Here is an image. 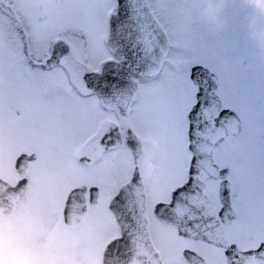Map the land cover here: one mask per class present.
<instances>
[{
	"label": "rangeland",
	"instance_id": "obj_1",
	"mask_svg": "<svg viewBox=\"0 0 264 264\" xmlns=\"http://www.w3.org/2000/svg\"><path fill=\"white\" fill-rule=\"evenodd\" d=\"M5 1L21 16L31 61H38L59 37L70 41L77 59L67 61L68 73L63 66H34L25 54L21 29L0 10V175L15 183L16 156L37 153L25 198L13 214H0V264H99L100 249L118 234L106 206L108 191L130 177L132 157L122 146L113 166L118 174H113L107 171L111 154L84 167L69 149L71 143L76 149L91 140L106 119L124 127L95 97L78 96L73 86L83 85V69H95L112 56L104 33L114 0ZM150 1L171 49L162 73L141 85L127 119L150 157L145 173L149 195L154 201L162 187L168 199L170 189L187 177V114L197 90L189 74L191 66L203 63L220 77L223 107L234 108L243 123L241 133L228 137L214 153L216 163L231 168L233 201L243 217L235 228L246 227L254 215L249 227L264 233V41L257 31V10L249 0H212L219 5L212 15L206 11L208 0ZM81 183L99 185L101 202L89 204L79 224L66 225L67 194ZM208 188L218 203L219 181H210ZM153 225L165 248L167 237L159 234L156 221Z\"/></svg>",
	"mask_w": 264,
	"mask_h": 264
},
{
	"label": "water",
	"instance_id": "obj_2",
	"mask_svg": "<svg viewBox=\"0 0 264 264\" xmlns=\"http://www.w3.org/2000/svg\"><path fill=\"white\" fill-rule=\"evenodd\" d=\"M106 42L111 45L118 60H107L95 71L87 70L83 77L87 84L103 99L117 107L122 116H127L138 91L139 82L155 77L161 70L163 59L170 48L168 36L154 17L147 0H117L107 21ZM71 51V45L63 38L57 39L41 66L52 67ZM196 70L197 81L204 88L199 97L201 104L193 115L189 112V148L193 152L188 182L175 192L171 203L160 204L156 213L165 221L178 224L180 231L189 235L200 233L213 236L216 229L212 225L215 219L206 211L208 202L202 194V188L211 177H221V197L223 200L220 216L231 220L234 213L231 208V183L227 176V167L219 169L213 162V149L228 135H237L241 131V119L231 108L220 109V100L215 95L218 84L216 75L202 65ZM215 100L216 102L212 101ZM215 120L212 117L217 113ZM126 142L133 154L142 150V143L135 132L128 128ZM122 144L121 136L114 140ZM35 154L21 153L17 157L16 167L20 172L27 170ZM136 173V172H135ZM200 189H195L196 186ZM27 188V178L17 184L0 178V212H10L23 197ZM86 186L74 188L66 201L65 219L68 223L78 222L85 214L87 200ZM195 196L189 202L192 193ZM200 191V194H197ZM91 202L96 203L98 189L91 187ZM197 197V198H196ZM121 224V236L111 240L105 250V264H133L136 257L147 260L156 257L148 236L146 222V194L141 174L120 187L112 204ZM209 206V205H208ZM210 215V216H209ZM217 222V220L215 221ZM244 256H264V242L255 250L240 253Z\"/></svg>",
	"mask_w": 264,
	"mask_h": 264
},
{
	"label": "flooded vegetation",
	"instance_id": "obj_3",
	"mask_svg": "<svg viewBox=\"0 0 264 264\" xmlns=\"http://www.w3.org/2000/svg\"><path fill=\"white\" fill-rule=\"evenodd\" d=\"M74 89L77 95L83 98H86L89 96L95 97L98 100V104L102 108V110H104L106 113H110L112 115L114 114L115 119H121L120 115L114 109L107 106L99 96L94 95L91 91L85 88L83 90L82 88H78L75 86ZM131 127L136 131V129L133 126ZM126 129H127V126L124 125V127H122L119 124V122H117V120L115 121L113 119H106L103 121V123H101L98 129V132L91 138V140L86 141L83 145H81L80 147H77L76 149H75V146L77 145L70 142L71 145H70L69 151L70 152L71 150L75 151L73 152V154L78 155L77 162L81 166H84V167L94 164L98 160L101 162L103 160L102 159L103 155L111 154L112 155L110 159L111 161L108 162L109 166L107 167V171L108 172L112 171L113 174H116V173L118 174V170H115L113 166L115 164L114 160H116V164H118L117 155H118V151L120 147H113V142L115 139H117L120 136V130H121L123 137L125 138ZM51 131L56 132L57 128L53 127L51 128ZM31 152H34L37 155L35 151H31ZM214 153H215V150H214ZM130 155L131 157H133L132 158L133 167H132L131 175L129 178L132 177L134 173V169L136 168V166H138L140 172L142 173L144 183H145V189H146V207H147L149 234H150L152 243L158 252V258L161 264H264V256H259V255L244 256L240 254L242 252H245L251 249L253 250L257 249L264 242V233L259 232L257 230L258 227H249V226H253V218H254L253 216L254 215L250 216L251 218L250 220L245 221V223L247 224L246 227L239 226L235 228V226L239 224L240 221H242L243 217L240 214L239 208L235 206L236 204L233 201L234 200L233 184L230 179V175H231L230 166L219 165L220 168L227 167L229 169L228 179L231 182V201L230 202H231V208L234 213V218L228 221L223 220L219 213L222 207V204H223V200L221 197L222 179L221 178L209 179L205 183L202 191L206 195L208 199L206 201L210 205L208 206L207 204L206 211L210 214V209L212 208L211 214L213 215V218L215 219V221L217 220V222L212 221V225H214V227L216 225V229L211 232L213 236H210L209 238H203V237H198L196 235H188V234L181 233L179 230V227L176 224L163 220L156 213L157 204L161 202H168L172 197L173 189L176 188L177 186L182 185L186 181V179L177 183L170 189L168 199L167 197L163 196V194L165 193L163 188L159 187L158 193L156 194L157 196H155V200L152 201L153 198H151L149 195V190L147 187L148 183L146 181L147 179H146V174H145L147 172V175H148V171H149L148 170V158H150L148 157V154L146 153L145 145L143 147L142 155L137 160L134 159L133 153L130 152ZM82 156L88 157L89 158L88 161L82 160ZM36 160H37V157L34 161ZM214 160H215V157H214ZM34 161H32L31 163H33ZM31 163L29 165L28 171L31 170L30 168ZM28 171L25 174L18 173L19 174L18 180L24 176H27L29 179V183H28V186H29L30 178L27 174ZM100 171L103 174L106 172L104 171V168L102 167H100ZM210 181H219V192H218L219 201L218 203L214 199V196L211 195L212 194L211 190H209L208 188ZM109 183L110 185L108 186H111V177H110ZM83 185L86 186L85 198L87 200L88 206L89 204H91V197H92L91 187L97 186V189H98L97 200H96V203L92 205L99 204L101 202V197H102L101 188L99 185H95V184L88 185L86 183H81L79 185L73 186L69 190V192L73 188L83 186ZM118 188H119V184L115 183L114 186L108 191V193L110 194V195L107 194L109 195L107 199L108 201H109V198L111 199V197L114 195L115 191ZM21 202L22 200L16 205L15 209L12 212L7 213V214L8 215L13 214L17 206ZM87 211H88V208H87ZM0 214H6V213H0ZM85 215L79 222L75 223L74 225H70V226H75L79 224L80 222H82V220L85 218ZM62 221L65 224L64 219H62ZM153 221H156L157 223L156 226H157V230L159 234L162 236L165 235L167 237V240H164L165 248H162L159 242L157 241L156 235L154 233L155 228L153 225ZM114 224L116 225L117 230L120 231V227L119 225H117L118 223L116 219L114 221ZM164 227H169L171 228L170 230L172 231H168ZM248 233L251 236L248 235ZM100 251H101V254H100L99 264H103V249H100ZM150 262H152V259H150ZM135 264H142V262L139 259H136Z\"/></svg>",
	"mask_w": 264,
	"mask_h": 264
},
{
	"label": "snow or ice",
	"instance_id": "obj_4",
	"mask_svg": "<svg viewBox=\"0 0 264 264\" xmlns=\"http://www.w3.org/2000/svg\"><path fill=\"white\" fill-rule=\"evenodd\" d=\"M249 3L254 6L257 10V16L256 20L258 22L257 31L262 41H264V0H249ZM219 5L214 4L212 0H208V6H207V13L209 15L215 14L218 10ZM198 66L193 65L192 70L189 74V78L193 81H196V70ZM204 93V88L200 83L197 81V90H196V103L191 109V114H195L196 111L199 109L201 101L199 97H201Z\"/></svg>",
	"mask_w": 264,
	"mask_h": 264
}]
</instances>
